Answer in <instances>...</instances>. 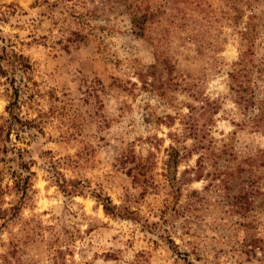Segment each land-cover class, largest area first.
Instances as JSON below:
<instances>
[{"label":"rangeland","instance_id":"rangeland-1","mask_svg":"<svg viewBox=\"0 0 264 264\" xmlns=\"http://www.w3.org/2000/svg\"><path fill=\"white\" fill-rule=\"evenodd\" d=\"M0 44V264H264V0H0Z\"/></svg>","mask_w":264,"mask_h":264},{"label":"trees","instance_id":"trees-1","mask_svg":"<svg viewBox=\"0 0 264 264\" xmlns=\"http://www.w3.org/2000/svg\"><path fill=\"white\" fill-rule=\"evenodd\" d=\"M147 16H149V12H142L141 14L136 12L131 15L132 23L136 27V31H138V33H140L144 29L143 23L146 21ZM28 66L29 64H28V59L26 56H23L22 54H18L17 52H13V50H8L5 45L0 44V74L6 76V80H8L9 84H11V87L13 89V95H14L13 99L10 97L9 103L6 106V109L8 110V113L10 114L11 118H15L14 107L18 103L17 102L18 86L14 83L15 79H14L13 74L18 69L22 71L26 70ZM261 109L263 110V113L261 114L263 118L264 108L262 107ZM18 121H20L21 128H24L26 125L27 127H25V129H28V127L30 126L29 120L18 118ZM184 123L186 124V126L184 127V129L186 130V133L193 135L194 148L197 149V148L202 147L203 142H204V138H203L204 136L198 133L199 129L195 128L196 125L193 122V119L191 118L185 121ZM175 140H176V143L179 142L178 137L175 138ZM186 152L187 151L185 150V146H179L178 144L170 145L169 148L167 149V158L165 159V165H166V170L168 171H166L165 174L170 180V182L172 183L179 182L183 179L185 180L187 179V178L179 177L177 180H175V177L171 176V171H170V168L172 166H176L179 160L183 158L184 156H186L187 154ZM200 161H201V155L198 157V163H197L198 167L195 168L196 177H199L201 175L200 168L202 165L201 163H199ZM57 182L59 183L60 187L64 191L71 192L75 190V188H70V186L68 185H70L71 183H67L66 180L63 178L57 177ZM193 192H196V191H193ZM242 192H246V191H242ZM96 196L101 201L105 212L113 214V215H119V216L126 217V218H132V219L138 217V214L134 212V210H130L126 206H117L113 204L111 199L108 196H100L99 194H96ZM249 244H251L252 246L259 247L263 251L262 253L264 255L263 237L261 236L256 237V238L252 237Z\"/></svg>","mask_w":264,"mask_h":264}]
</instances>
